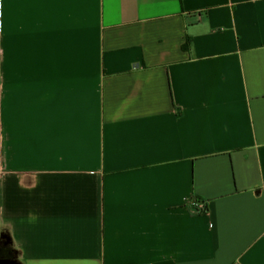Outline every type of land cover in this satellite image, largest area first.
I'll list each match as a JSON object with an SVG mask.
<instances>
[{
  "label": "crops",
  "instance_id": "0c3cea01",
  "mask_svg": "<svg viewBox=\"0 0 264 264\" xmlns=\"http://www.w3.org/2000/svg\"><path fill=\"white\" fill-rule=\"evenodd\" d=\"M0 234L8 264H264V0H0Z\"/></svg>",
  "mask_w": 264,
  "mask_h": 264
},
{
  "label": "built area",
  "instance_id": "2783aa9c",
  "mask_svg": "<svg viewBox=\"0 0 264 264\" xmlns=\"http://www.w3.org/2000/svg\"><path fill=\"white\" fill-rule=\"evenodd\" d=\"M190 205L193 208V210H195L196 212H199V213H205L206 212L205 202H203L201 200H195V199H193L190 202Z\"/></svg>",
  "mask_w": 264,
  "mask_h": 264
},
{
  "label": "flooded vegetation",
  "instance_id": "af4514ba",
  "mask_svg": "<svg viewBox=\"0 0 264 264\" xmlns=\"http://www.w3.org/2000/svg\"><path fill=\"white\" fill-rule=\"evenodd\" d=\"M9 255L7 246L0 243V264H8Z\"/></svg>",
  "mask_w": 264,
  "mask_h": 264
},
{
  "label": "rangeland",
  "instance_id": "374dc122",
  "mask_svg": "<svg viewBox=\"0 0 264 264\" xmlns=\"http://www.w3.org/2000/svg\"><path fill=\"white\" fill-rule=\"evenodd\" d=\"M0 243L7 246L6 241L4 240L3 235L0 234Z\"/></svg>",
  "mask_w": 264,
  "mask_h": 264
},
{
  "label": "trees",
  "instance_id": "16d2710c",
  "mask_svg": "<svg viewBox=\"0 0 264 264\" xmlns=\"http://www.w3.org/2000/svg\"><path fill=\"white\" fill-rule=\"evenodd\" d=\"M187 42L182 45V48H186Z\"/></svg>",
  "mask_w": 264,
  "mask_h": 264
}]
</instances>
